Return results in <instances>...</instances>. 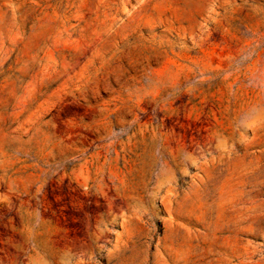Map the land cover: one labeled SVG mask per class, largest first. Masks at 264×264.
<instances>
[{
	"label": "rangeland",
	"instance_id": "obj_1",
	"mask_svg": "<svg viewBox=\"0 0 264 264\" xmlns=\"http://www.w3.org/2000/svg\"><path fill=\"white\" fill-rule=\"evenodd\" d=\"M0 264H264V0H0Z\"/></svg>",
	"mask_w": 264,
	"mask_h": 264
}]
</instances>
